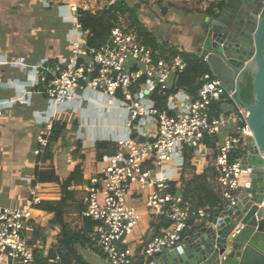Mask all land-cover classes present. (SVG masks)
<instances>
[{"label": "built area", "instance_id": "built-area-1", "mask_svg": "<svg viewBox=\"0 0 264 264\" xmlns=\"http://www.w3.org/2000/svg\"><path fill=\"white\" fill-rule=\"evenodd\" d=\"M115 1L106 0L96 8L87 0H57L59 14L69 22L65 33L70 49L66 61L52 64L48 58H42L27 70L20 59L17 65L26 71L28 82L19 80L13 86L18 93L25 94L26 86H31L35 93L45 94L47 110L34 115L35 121L45 124V134L52 126L50 111H75L93 101L97 109L121 112L124 134L113 138L116 152L107 155L98 173L90 178L83 215L96 222L95 241L109 264H135L141 257L149 261L163 250L182 244L190 220L206 222L213 216L212 210L196 206L171 190L173 176L183 169L185 154L200 155L204 139L217 135L226 121L224 114L214 115L212 105L229 100L240 121L234 134L224 139L212 158L214 188L222 207L235 205L238 200L241 152L252 132L246 131L247 112L236 99V88L226 90L210 71L199 79L194 95L183 88L169 92L170 78L187 67L183 50L171 45L145 44L130 12L114 11L108 44L88 46L79 21L81 10L95 13ZM40 2L47 7L52 5L50 0ZM198 58L207 61V55ZM45 82L43 92L40 85ZM155 90L166 95L163 107H158L152 97ZM12 103L0 101V109ZM85 127L79 124L77 136L87 146L83 138ZM47 145V136L38 137L34 153L41 154ZM146 190L148 213L165 218L169 224L135 253L127 238L140 214L127 200ZM41 200V192L37 191L26 207L0 206V254L9 264H62L59 254L37 260L24 235L32 210Z\"/></svg>", "mask_w": 264, "mask_h": 264}, {"label": "crops", "instance_id": "crops-1", "mask_svg": "<svg viewBox=\"0 0 264 264\" xmlns=\"http://www.w3.org/2000/svg\"><path fill=\"white\" fill-rule=\"evenodd\" d=\"M50 1L52 5L47 7L40 0H0V101L13 102L0 109V206L26 207L37 191L41 192L44 200L59 198L57 184L37 183L35 186L32 184L38 165L34 149L37 138L43 136L46 130L45 124L35 121L34 115L37 111L47 110L46 98L40 93H35L31 86H26L25 94L18 93L13 86L19 80L28 82L26 71L17 65L20 59L29 70L42 58H48L50 63L52 61V64H55L65 62L69 55V45L65 41L69 22L59 14L55 5L57 0ZM98 1L100 0L92 2L87 0L90 6L96 8L100 6V4L96 6ZM105 1L100 2L103 4ZM127 1L138 4V19L148 32L154 34L158 47L171 45L195 56L193 37L205 15L198 10L207 9L208 3L214 0ZM168 84L169 88L177 89L174 76L170 78ZM96 98L99 100L100 96ZM92 102L87 101L82 104V108L75 111H50L52 122L60 120L70 126L60 133L56 142L53 156L56 172L60 177H66L78 167L84 180L83 183L70 185V189L75 192V202L65 213L64 220L74 230L84 226L85 189L90 178L98 173L103 159L113 154L105 148L97 149L96 143L101 141L114 144L113 138L124 134L121 112L112 113L97 109ZM162 105L164 106L165 102ZM212 109L214 115L222 113L226 117L225 123L216 135L219 146L227 136L234 134L240 121L237 110L229 100L222 99L215 103ZM79 124L86 125L83 138L87 146H84L77 136ZM212 158L203 144L201 154L190 158L195 173L202 174L211 166ZM190 175L188 169H182L173 176V181L178 182V187L181 188L184 185L182 181L188 180ZM214 178L210 179V182L215 191ZM243 181L242 175L240 183ZM148 192L146 190L145 195ZM139 198L140 195L128 197L130 200L128 204L134 206L132 202ZM137 211L140 220L127 238V244L135 253H139L146 240L160 234L164 229L156 228L160 223L159 218L150 215L145 209ZM51 218V213L36 209L33 210V219L26 225L24 235L36 251L37 260H43L50 256L52 249L58 248L61 228L59 225L51 224ZM142 219L143 224L140 225ZM202 223L200 220H192L190 228H194V231ZM94 226L86 232L91 243L87 246L77 244L76 248L87 264H109L95 241ZM0 264H9L2 254Z\"/></svg>", "mask_w": 264, "mask_h": 264}, {"label": "water", "instance_id": "water-1", "mask_svg": "<svg viewBox=\"0 0 264 264\" xmlns=\"http://www.w3.org/2000/svg\"><path fill=\"white\" fill-rule=\"evenodd\" d=\"M206 10H209L207 8ZM195 56L247 112L242 148L244 181L235 205L215 208L212 218L145 264H264V0H226L205 13L194 34ZM251 76L252 100L241 98L240 83Z\"/></svg>", "mask_w": 264, "mask_h": 264}, {"label": "trees", "instance_id": "trees-1", "mask_svg": "<svg viewBox=\"0 0 264 264\" xmlns=\"http://www.w3.org/2000/svg\"><path fill=\"white\" fill-rule=\"evenodd\" d=\"M225 1L226 0L211 1L208 3L209 10L199 9L198 11L212 13L221 9L225 4ZM137 6V3H130L127 0H116L114 3L107 5L95 13L81 10L79 21L86 34V44L96 48L108 44L110 29L114 19V11L119 9L130 12L135 24L138 26L144 37L145 44L158 46L154 34L152 32H148L140 23L137 16ZM165 11L166 10H164V13ZM182 55L187 61V67L182 73L174 76L175 88H183L190 94L194 95L200 85L199 79L203 76V74L208 73L210 70L207 65L201 61V59L195 57L193 54L183 52ZM251 81L252 79L250 74H246L240 83L241 98L246 102H250L252 100ZM46 83L47 82L40 85L43 92ZM174 90V88H170L168 91L173 92ZM42 96L45 97V94L43 93ZM152 97L156 100L158 107H163L162 104L165 102L166 95L155 90L152 93ZM212 106H214V104ZM69 127V124L56 120L52 122L50 132L48 134H43V136H47L48 145L41 154L36 156L38 165L35 168V177L32 184L33 186L37 183L57 184L59 188V198L55 200L43 199L33 208V210L37 209L46 213H51V224L59 225L61 228L58 248L55 250L52 249L50 251V256L59 254L62 264H87L82 255L78 252L76 245L79 244L87 246L91 243L86 232L90 227L94 226L96 222L88 217H83V228L74 230L71 228L69 223L64 220L65 213L69 209L70 205L75 202V192L70 189V185L80 184L84 181L81 170L78 167H75L68 176L60 177L53 165V156L56 150L58 137L63 130H67ZM204 144L208 150V155L215 157L217 155L218 148L217 136L206 137L204 139ZM96 145L97 149L105 148L109 151V153H114L116 151L115 143L109 144L107 142L100 141L97 142ZM185 155L183 170L188 169L189 172H191V175L188 180L182 181L184 185L181 186V188L178 187V182H171L172 192H179L183 195L184 199L191 201L194 205L208 208L213 212L215 208H222V201L219 195L213 190V185H211L212 183L210 182V179L215 177L214 168L209 166L202 174H196L190 163V153H186ZM237 157L238 155L235 154L233 158L236 159ZM33 210L29 221L33 219ZM159 220L160 223L156 227L157 229L160 227L166 228L168 226L169 222L165 218L160 217ZM191 221L192 220H190L189 223H191ZM193 229L189 228L185 235L191 233ZM33 253L36 256L35 250H33ZM147 261L148 260L146 258L141 257L137 260V262H135V264H144Z\"/></svg>", "mask_w": 264, "mask_h": 264}, {"label": "rangeland", "instance_id": "rangeland-1", "mask_svg": "<svg viewBox=\"0 0 264 264\" xmlns=\"http://www.w3.org/2000/svg\"><path fill=\"white\" fill-rule=\"evenodd\" d=\"M34 1H38V0H34ZM92 1H94V0H91V2ZM100 1H102V0H100ZM100 1H98V4L96 6H98L99 4L102 5V2H100ZM137 15H138V13H137ZM140 196H141V198H139L136 202H132V203H134V206L136 207L137 210H144V209L147 210L145 193L143 192V194H141ZM127 201L129 203L130 200L128 199ZM147 212H148V210H147ZM145 219H146V217H145ZM142 224H143V219H142V221H140V225H142Z\"/></svg>", "mask_w": 264, "mask_h": 264}]
</instances>
